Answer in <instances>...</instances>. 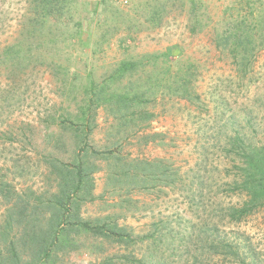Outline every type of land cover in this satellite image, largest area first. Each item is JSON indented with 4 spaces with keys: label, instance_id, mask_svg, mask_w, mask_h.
<instances>
[{
    "label": "rangeland",
    "instance_id": "374dc122",
    "mask_svg": "<svg viewBox=\"0 0 264 264\" xmlns=\"http://www.w3.org/2000/svg\"><path fill=\"white\" fill-rule=\"evenodd\" d=\"M76 1L73 17L67 10L60 17L45 14V26L34 31L28 22L40 15L33 0H0V182L31 202L50 197L55 175L44 157L57 153L60 133L52 119L77 113L90 84L139 89L138 105L115 112L104 103L94 114L91 144L113 149L122 162L96 159L95 199L81 206L84 220L113 216L130 240L115 245L81 235L60 263L238 264L228 248L214 251L216 241L264 264V201L233 218L251 194L239 185L243 159L231 152L237 135L264 146V40L257 38L247 65L216 46L213 26L235 0H203L209 23L196 30L189 0ZM14 44L30 50L26 72L11 74L13 62L3 56ZM124 60L141 65L109 79ZM64 139L72 151L71 134ZM135 158L155 160L148 168L158 177L114 192L112 167L134 165L128 159ZM5 200L0 193V233L12 205ZM7 251L0 238V254Z\"/></svg>",
    "mask_w": 264,
    "mask_h": 264
},
{
    "label": "trees",
    "instance_id": "16d2710c",
    "mask_svg": "<svg viewBox=\"0 0 264 264\" xmlns=\"http://www.w3.org/2000/svg\"><path fill=\"white\" fill-rule=\"evenodd\" d=\"M33 2L40 15L38 21L35 17L33 21L28 22L34 31L45 26L48 20L45 14L60 17L67 10L73 17L71 10L78 5L76 0H33ZM235 2L236 5L231 9L226 8L223 18L213 26L214 41L219 49L229 51L233 57L240 58L243 65H247L257 51V38L264 40V0H235ZM189 6L193 30L209 23L208 17L204 19V13L207 12L203 0H189ZM156 13L157 17H161L162 8L158 6ZM76 23L77 37L78 34L81 35L82 27L80 20ZM31 32L29 31L28 34L31 35ZM29 52V49H22L18 44L12 45L4 52L3 56L9 57L13 62L11 74L26 72L30 66V60H26L32 57L27 55ZM140 65L141 61L124 60L109 79L131 73ZM108 86L109 84L106 83L102 87L90 84L85 88L86 96L78 106L77 113L68 112L65 117L58 116L52 119L51 123H56L60 133L54 136V145L59 150L44 157L50 172L55 175L56 189L54 188L50 197V194L38 195V200L34 197L35 200L31 202L15 191L7 180L0 182L1 195L7 203H12L7 206L6 219L1 225L0 238L8 245V251L4 256L0 254V264H62L60 257L78 247L75 239L81 235L115 245L125 244L130 240L126 227L118 225L111 215L94 221L84 220L81 216L83 203L95 199L93 175L97 172L96 159L113 158L122 162L120 156H114L113 149L102 151L91 144L90 136L97 125L94 115L96 110L104 103L115 112L120 111L122 107L136 106L139 104V95L142 94L139 89L132 92L131 87L129 91L118 92L116 86L114 91ZM142 113L145 112L141 110ZM66 134L72 136L74 144L72 151L67 150L64 139ZM232 143L234 146L231 152L239 154L244 162L243 166H238L245 176V180L239 182V185L251 194L245 206L241 209L237 208L233 214V218L238 219L237 212L246 215L264 201V146L256 148L238 135L234 137ZM61 153L63 154L60 157ZM66 154L71 156L69 160L63 158ZM128 160L137 163L120 166L115 164L112 167L114 169L111 168L109 185H112L114 192L122 189L128 191L132 185L143 186L158 177L156 169L148 168L153 164L151 162H156L155 160L140 158H135L134 161ZM18 233H20L19 237H17ZM212 244L217 254L228 248L229 251L225 253L237 256L238 264H254V260L239 256L237 250L230 244H220L216 241ZM103 264H113V260L105 259Z\"/></svg>",
    "mask_w": 264,
    "mask_h": 264
}]
</instances>
